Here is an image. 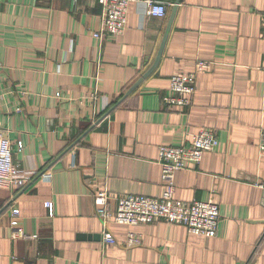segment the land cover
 <instances>
[{
	"label": "crops",
	"instance_id": "obj_1",
	"mask_svg": "<svg viewBox=\"0 0 264 264\" xmlns=\"http://www.w3.org/2000/svg\"><path fill=\"white\" fill-rule=\"evenodd\" d=\"M161 1L165 17L132 2L122 34L97 39L98 0H0V132L29 177L0 186V264H264V0ZM199 63L191 106H166ZM203 129L217 145L176 172L174 198L214 201L217 234L109 224L105 244L94 191L161 198L159 147Z\"/></svg>",
	"mask_w": 264,
	"mask_h": 264
},
{
	"label": "built area",
	"instance_id": "obj_2",
	"mask_svg": "<svg viewBox=\"0 0 264 264\" xmlns=\"http://www.w3.org/2000/svg\"><path fill=\"white\" fill-rule=\"evenodd\" d=\"M132 2H139L145 6V15L154 18L166 16V5L161 0H98L102 7L101 29L94 37L101 39L104 36H118L126 27L127 10ZM207 65L199 63L196 71L189 74H174L170 78L169 95L162 98L166 106L186 109L192 104V97L196 91V74L204 71ZM264 70V62H263ZM217 138L209 130H200L192 136L186 146H160L158 149V164L161 167V180L164 187L159 199L123 195L111 196L104 187L97 188L93 193V203L96 214L101 220L105 244H114V237L107 231L109 224L135 226L155 221H164L167 224L184 226L191 235L202 238H211L217 234L219 222V207L212 201L181 202L175 200V174L188 166L199 164L204 153L214 149ZM22 146L18 143V150ZM259 154L264 158V130L260 133ZM29 181L17 165L12 161V150L6 137L0 132V186L22 187ZM114 200L116 206L110 207ZM45 208L52 216V203L45 202ZM19 211L16 208L10 211V225L14 228L13 238H25V234L18 226ZM140 236L129 233L126 244L137 245Z\"/></svg>",
	"mask_w": 264,
	"mask_h": 264
},
{
	"label": "water",
	"instance_id": "obj_3",
	"mask_svg": "<svg viewBox=\"0 0 264 264\" xmlns=\"http://www.w3.org/2000/svg\"><path fill=\"white\" fill-rule=\"evenodd\" d=\"M178 4V0L176 1V4L175 5H177ZM173 13H174V10H173V12H172V14H171V17L173 16ZM168 29V28H167Z\"/></svg>",
	"mask_w": 264,
	"mask_h": 264
}]
</instances>
